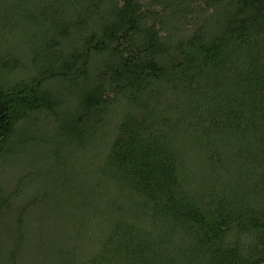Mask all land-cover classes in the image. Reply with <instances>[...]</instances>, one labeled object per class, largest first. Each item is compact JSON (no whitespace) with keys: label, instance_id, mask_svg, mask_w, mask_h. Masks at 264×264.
Masks as SVG:
<instances>
[{"label":"trees","instance_id":"1","mask_svg":"<svg viewBox=\"0 0 264 264\" xmlns=\"http://www.w3.org/2000/svg\"><path fill=\"white\" fill-rule=\"evenodd\" d=\"M153 2L0 0V155L53 109L47 83H71L62 139L111 111L102 170L139 219L114 222L90 258L59 249L63 264H264V0H205L213 30L171 41Z\"/></svg>","mask_w":264,"mask_h":264},{"label":"rangeland","instance_id":"2","mask_svg":"<svg viewBox=\"0 0 264 264\" xmlns=\"http://www.w3.org/2000/svg\"><path fill=\"white\" fill-rule=\"evenodd\" d=\"M142 2L149 5L151 0ZM204 2L154 0L152 8L163 17L165 39L185 36L200 25L212 31L219 8L217 4L206 8ZM77 30L72 28L74 35ZM47 86L56 101L53 109L38 110L21 122L18 130L32 139L27 142V135H21L0 155V264H63L65 255L59 249L69 251L70 261L75 254L87 259L100 248L114 222L139 219L120 186L102 170L116 127L111 111L94 135L88 130L81 141L62 139V119L78 112L77 91L68 82L54 80ZM112 108L124 109L120 104ZM86 123L96 124L94 118ZM10 250L16 252L11 259Z\"/></svg>","mask_w":264,"mask_h":264}]
</instances>
